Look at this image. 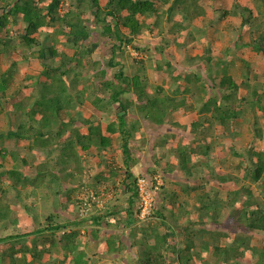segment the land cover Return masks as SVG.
I'll return each mask as SVG.
<instances>
[{"label": "trees", "instance_id": "1", "mask_svg": "<svg viewBox=\"0 0 264 264\" xmlns=\"http://www.w3.org/2000/svg\"><path fill=\"white\" fill-rule=\"evenodd\" d=\"M101 1L69 0V3L65 4L61 0H0V31L4 30L6 33L11 31L10 21L14 25L23 23V32L16 36L28 49L27 53L22 54V58L36 59L41 65L36 75L30 74L34 77L30 82L35 87L10 84L8 82L10 67L0 73V106H2L0 108L6 109L10 105L22 114L15 129L3 130L0 125V228L7 226L9 222L14 224L19 222L18 225L23 226L27 217L34 223L33 229L0 235V264H3L1 257L5 255L14 261L13 256L17 246L24 245L22 241L29 236H32V239L26 240L23 246L25 250L21 255L27 253L31 257V262L22 264H32V262L33 264L34 262L65 264L67 255H70V264H96L98 258L94 256L100 252L92 251L89 247L91 240L89 242L87 237L84 243H81L82 240L78 239L81 237V228L97 226L89 235L90 238L95 239L99 231L98 227L110 226V220L114 221L115 228L119 225L129 227L128 233L131 237L137 232H142L145 236V239L138 244L141 248L136 264H170L172 261L176 264H190L194 255L201 250L205 252L211 250L212 256L215 257L211 261L202 257L201 264H232L231 260L233 264H242L240 260L246 253H248L246 264H264V245L260 247L254 243L251 234H264V206L257 201L249 183H244L235 189L228 200L222 199V191L208 193L204 190L199 198L201 205L197 207L199 215L196 220H192L189 216L190 211L185 208V203L179 202V211L172 213L171 217H164L156 206L152 205L148 219L157 216L160 219L159 223L164 226V231L155 234L154 241H151L148 232L153 228L151 224L146 223L140 227L133 225L137 220L135 203L138 200V177L131 169L136 159L129 148L130 141L141 131L142 123L139 119L147 120L154 127L178 126L180 125L176 117L178 110H191L196 104H199L197 108L199 115L198 119L189 124L192 131L201 130L205 124H208L209 129L216 126L230 129V126L243 115L245 107L250 115L255 109L264 108L262 104L264 82L242 79L248 88L246 95H243L238 91L239 85L235 77L228 74L229 65L221 58L215 59L209 54H202L191 56L189 62L192 64L195 60L204 61L207 65H212L206 71V77H203L199 71L190 70L184 77V82L179 83L175 89L163 83L152 88L148 81L138 74L139 71L146 69L144 59L133 58L135 62L131 63L130 67H137L134 73H128L121 61L116 59L117 54H123L129 44L140 53L149 48L141 41L144 40L145 21L152 15L155 16L154 21L158 24L159 34H162L165 22L169 25V37H163L162 44L156 45L158 52H163L165 45L178 40H183L181 42L183 46L193 41L194 35L188 29L191 21L197 17L204 18L208 13H210L209 20H213L214 11H220L222 15L241 16V24L237 26L238 31L234 41L235 50L242 49V52L243 48L251 46L256 53L264 56V29L258 27L261 23H257V18H261L260 14L264 17V10H260L258 4L257 9H254L248 0H104V5ZM261 1L264 5V0ZM159 2L161 5L168 4L164 11H160L157 7ZM243 12H248L249 15L244 16ZM82 13L92 17L91 22ZM176 15L183 16V21L176 20ZM140 17L143 22L140 21ZM245 23L247 28L244 31L241 28ZM42 27L52 29V33L58 39V45L56 43L48 47L41 45L38 33ZM245 32L252 33L254 37L251 41H243ZM96 34L110 42L111 55L106 61V66L117 68L111 72V77L106 67H100V62L91 58V54L99 48L98 39H94ZM12 41L9 33L4 38L0 37L3 50L14 48L16 44L13 45ZM230 54L232 55L230 59L236 56L235 51ZM245 59L251 60L249 56H245ZM15 63L16 61L11 64ZM155 67L164 68L163 70L172 80L182 78L183 73L174 72L170 62L164 63L158 59ZM86 75L88 77L84 82L88 87L80 85L78 80V77L82 78ZM199 80L207 83L210 93L206 94V91L203 93L198 85ZM95 82H98L96 86ZM85 101L102 113H113V120L107 125L105 132L101 131L98 123H93V119L82 118L78 112L70 113L69 108L73 105H83ZM63 112L68 113V117L65 118ZM130 115L137 117L127 119ZM251 119L253 117H250L249 121ZM82 127H86V131H82ZM180 127L186 128L187 125ZM254 129L257 131L258 128L254 127ZM113 133H117L119 137L123 167L112 166V161L106 164L107 169H97L94 178L99 183L104 179L113 181V177L122 176L120 182L125 190L123 194H127L126 199L123 203H114L111 209L95 210L96 212L88 215L89 217L70 219L60 213L64 211L63 199L69 192L78 190L82 183V174L88 167L87 154L93 149H110L113 145L111 139ZM57 135L63 136L59 139ZM204 138L205 136L201 141L208 149ZM4 139H13L20 144H26L31 151L58 153V158L48 156L45 161L33 167L16 150H7L6 147L1 146ZM170 139L171 136H161L156 145L165 146ZM177 148L178 163H169L168 169L174 170L178 167L192 175L194 165L189 164L187 150L206 155L207 152L201 147H195L194 144L180 145ZM231 151L235 155L247 156L244 165L236 166L241 170L247 168L249 173L246 176L250 178V183L257 184L258 193L264 192V151L252 148H247L244 153L234 149ZM199 164L207 166L208 161L206 159ZM141 176L148 179L147 174ZM5 181L8 182L7 186L3 185ZM65 183L73 185L66 188ZM199 187L203 188L204 184H200ZM86 188L89 189V184ZM186 188L184 187L183 190ZM9 189L15 191L16 202L22 203L26 209L25 216L10 217L14 210L11 199L7 201L5 197ZM243 192L246 193V198L241 199ZM118 198L116 195V200ZM172 198H175L173 194ZM40 200L43 206L41 213L36 205ZM56 209H60V212ZM224 211L236 230L232 244L221 245L219 239L227 234L211 229L210 231L203 229L210 233V238H205L200 234L201 232L194 233L199 241L195 243L191 238L192 233L186 228L208 222L219 223ZM72 212L74 211L72 210L71 214ZM115 215H120L116 223ZM179 218L184 221L178 223ZM176 229L181 231L177 232ZM176 232L177 235H182L179 247L175 243H170L171 237ZM262 239L264 240V235ZM38 240L46 244L38 245ZM136 240H133L131 245L136 244ZM105 242L108 253L118 251L127 256L130 252L122 235H110L106 237ZM85 250L87 255H83ZM9 264L14 263L10 261Z\"/></svg>", "mask_w": 264, "mask_h": 264}, {"label": "rangeland", "instance_id": "2", "mask_svg": "<svg viewBox=\"0 0 264 264\" xmlns=\"http://www.w3.org/2000/svg\"><path fill=\"white\" fill-rule=\"evenodd\" d=\"M62 2L69 3V0H61ZM254 9H257V4L259 5L260 10H264V5L261 0H248ZM104 5V0L101 1ZM168 4L161 5L160 2L157 3V7L160 11H164L167 8ZM242 7V6H240ZM244 16H248V12H243ZM85 18H89L91 22L92 17H90L87 13H82ZM261 18H257V23H261L258 27L264 29V17L262 14L259 15ZM213 20H209L210 13L207 14L206 17H197L191 21L190 27L188 28L190 32L194 35V40L189 42L186 46H183L181 42L183 40H178V42L171 43L169 45H165L163 52H158L156 45L162 44L163 37H169V25L168 23H164V30L162 34L158 33V24L154 21L155 16L152 15L148 20H146V28L143 35V39L141 42L143 45H147L145 51L137 52L131 44L127 45L123 54H117L116 59L120 60L124 65L125 70L128 73L136 72V66L130 67L131 63L134 64V59H144L146 69L144 71H137L139 75L143 76L149 83V85L153 88L154 85H158L163 83L164 85H168L172 89L177 88L179 83L184 82V77L190 70L199 71L203 77H206L209 67L212 65H207L204 61H191L190 64L189 58L191 56L209 54L211 57L217 59L221 58L225 64L229 65L228 74L235 77L239 85V92L243 95H246L247 86L243 83L242 79L252 82L253 80L264 82V56L260 53H256L255 49L251 46L242 49H234V41L236 38V33L238 31L237 26L241 24V16L237 15H222L220 11L213 12ZM183 16L176 15V20L183 21ZM140 21L143 22V19L140 17ZM210 21V22H209ZM93 22V21H92ZM23 23L14 25L11 21L9 22V27L11 31L8 33L12 36V43L16 46L8 51L3 50V45L0 44V73L4 71L7 67H10V75L8 82L14 86H22L25 84L28 87L34 86L31 83V79L34 80V75L36 72L41 69V65L38 60H24L22 58L23 53H27V47H24L22 42L16 38V36L23 32ZM233 28H237L236 30ZM246 23L244 27L241 28L245 31ZM241 31V30H240ZM249 31V30H248ZM263 32V31H262ZM4 30L0 31V37H6L8 35ZM206 33V34H205ZM252 33L245 32L243 41H251L253 39ZM38 39L41 42L43 47H48L49 45L56 43L58 39L52 33V29L50 27H42L38 33ZM94 39L99 41V48L97 51L91 54V58L93 61H99L100 67H106L108 70V75L111 77V72L116 67L109 68L106 66V61L111 55L110 51V42H108L105 38H102L99 34L94 35ZM146 39V40H145ZM227 48V49H226ZM226 51V52H225ZM235 51L236 56L230 59L232 56L230 53ZM227 53V54H226ZM226 54V55H225ZM245 56H249L251 58L250 61L245 59ZM162 60L165 62H170L171 68L176 73H183L182 78L179 77L177 80H172L164 71L165 68H157L156 60ZM57 60V59H56ZM16 61L15 64H11ZM10 64V65H9ZM211 69V68H210ZM187 70V71H183ZM212 70V69H211ZM26 73V74H23ZM30 74L33 76L31 77ZM221 75V74H220ZM25 77V78H24ZM88 76L78 77L80 80V85L88 87L86 84L85 78ZM26 79V80H25ZM218 80H216L217 82ZM98 82H95V86ZM198 85L201 87L203 93H210V89L206 82L198 81ZM35 87V86H34ZM264 89V88H263ZM11 92V87L9 88ZM260 91V90H259ZM180 94V93H179ZM178 94V96H179ZM264 106V102H262ZM2 107V106H0ZM199 104H196L194 108L191 110H183L179 109L177 114V121L180 125H187L186 128L178 126H170V125H162L159 127H154L147 120L139 119L141 124V131L136 137L130 141V153L136 159L135 164L131 166L132 171L137 177H140L141 174L148 175L147 187L151 193L152 205L156 206V209L159 210L164 217H171L172 213H177L179 211V202L185 203V208L189 209V216L192 220H196L199 215V211L197 207L201 205L199 200L200 195L203 194L204 190L208 193H216V190L222 191V199L228 200L233 194V191L239 188L244 183H249L250 190L256 195V199L261 205L264 206V192L258 193V186L256 183H250L251 180L246 176L249 173L248 169L244 168L241 170L238 164L244 165L245 158L247 156H241L240 154L235 155L232 153L231 149L240 151L244 153L247 148H252L254 150L264 151V108L255 109L252 115L249 114L247 107H245V111L242 113L243 115L239 117L236 123L230 126V129L220 128L219 126L209 129L208 124H205L201 130H193L190 127V123L193 120L198 119V108ZM3 109V108H2ZM0 108V125L3 130L8 128L15 129L17 123L22 118V114L17 112L12 108V106H7L6 109L2 110ZM70 113H80L82 118H90L93 119V123H98L101 131L105 132L107 129V125L113 120V113H102L89 102L85 101L83 105L75 106L73 105L69 108ZM66 118L68 117L65 112L62 113ZM136 115H130L128 118H135ZM250 117H253L251 121H249ZM208 127V128H207ZM258 128L257 131L254 129ZM82 131H86V127L81 128ZM173 134V135H172ZM63 135H57L59 139L62 138ZM161 136H171V139L165 146H157L156 142L159 140ZM173 136V137H172ZM206 139L208 144V149L205 148L201 138ZM207 136V137H206ZM170 138V137H169ZM112 139V147L107 150H98L93 149L90 153L87 154L88 167L85 169V172L82 174V183L79 185L78 190L74 192H69L67 197L63 199V210L60 212V209H56L58 212L67 215L70 219H80L83 215L79 213V203L78 199L84 196L85 189L89 184V189H95L97 195L103 193L101 196L102 207L100 209H111L114 203H123L124 199H126L127 194H123L124 188L120 182L122 176L113 177V181L101 180L99 183L96 182L94 178V172L96 170H105L107 169L108 163L112 162V166L116 165L119 167H123L122 165V155L119 147V137L117 133L111 134ZM194 144L195 147H201L205 149L206 154H199L196 152H192L187 150L186 154L188 156L189 164L193 166L192 175L189 172H183L178 167L174 170H170L169 163H178V148L180 145H190ZM179 145V146H178ZM1 146L6 147L7 150L15 149L21 156H23L33 167L43 162L47 159V157H57L58 153L47 154L44 151H31L28 149L26 144H20L13 139H4L1 142ZM101 151V152H100ZM100 152V153H99ZM199 154V155H198ZM207 156V157H206ZM8 159L9 156H6ZM207 159L208 165L201 166L200 161H205ZM28 174L27 172H25ZM120 174V173H119ZM248 175V174H247ZM66 181V180H65ZM204 184V187L200 188V184ZM8 182H4L3 185L7 186ZM72 183H65L66 188L71 187ZM184 187H187L186 190H183ZM121 193V195H120ZM15 191L9 189L6 193V200L9 201L11 199V205L13 214L12 216H25L26 209L22 206V203L16 202L14 198ZM172 194L175 198H172ZM116 195H118V199L116 200ZM246 198V193H241V199ZM75 201V202H74ZM139 202V201H138ZM242 202V201H240ZM41 200L36 202L38 205V211L41 213L43 211V206L41 205ZM138 204V203H137ZM54 210V211H56ZM72 212L71 214V211ZM97 210L95 204L92 205L91 210L88 211L87 215L83 217H89L88 215L94 214ZM70 211V212H69ZM222 211V210H221ZM171 215V216H170ZM120 215H115V223L117 218ZM149 217L141 218L140 221L138 219L133 224L136 227H140L144 224H151L153 228H150L148 232H150V239L154 241L155 234H161L164 231V226L159 223L160 219L157 216H153L152 219H148ZM19 219V218H18ZM23 219H21L22 221ZM176 220V219H175ZM172 220V221H175ZM178 223L183 222V219H178ZM23 226L17 222L7 223V226L0 228V235H6L10 233H20L25 230H30L34 228V223L27 217V220H24ZM111 225L114 224V221H109ZM104 226L101 225L98 227L99 231L97 232V238H90V234L92 229L97 228V226H88L86 228H81V237L79 240H82L81 243H84L86 237L89 239V247L92 251L100 252L94 257L97 259L95 261L96 264H136V259L139 253V249L141 248L139 241H143L145 236L142 232H137L133 237L128 233L129 227H124L119 225L117 228L114 225ZM203 227V228H202ZM209 229L216 230V232L220 231L222 233H226V236H221L219 239V243L221 245H231L232 239L236 234V230L233 228L231 219L228 218L226 211L221 214L219 218V223L208 222L204 225H196L195 227L186 228L187 231H190L191 238L195 243H199L197 237L194 233H200L205 238H210V233L207 232ZM177 232L181 230L176 229ZM177 232L171 237L170 243L177 244L179 247L181 245L182 235H177ZM251 233V232H250ZM122 235L123 240L126 242L128 246V250L130 251L127 256H124L122 253L118 251H113L108 253L105 239L110 235ZM252 241L262 247L264 245V240L262 239V233H251ZM28 238L32 239V236L26 237L22 243H26ZM219 238V237H218ZM136 240V244L131 245L133 240ZM21 243V244H22ZM38 245H45L42 240L37 241ZM24 245L20 247L17 246L16 253L13 256V260H11L8 256H2V263L9 264L10 261L14 264H22L30 261L31 257L26 253L21 255V252H24ZM131 245V247H130ZM84 251L83 255H87ZM212 251L208 250L205 252L201 250L199 253L195 254L193 260L190 264H201V258L205 257L208 260H213L215 257L212 256ZM95 253V254H96ZM101 254V255H100ZM93 255V254H90ZM240 262L242 264H246L248 253L244 254ZM61 258V256H59ZM70 255H67V258L64 260V263H69ZM94 259V258H93ZM95 260V259H94ZM63 263V262H60ZM230 263L233 264L232 260ZM33 264V262H32ZM34 264H38L34 262ZM59 264V263H58ZM170 264H176L173 261Z\"/></svg>", "mask_w": 264, "mask_h": 264}, {"label": "built area", "instance_id": "3", "mask_svg": "<svg viewBox=\"0 0 264 264\" xmlns=\"http://www.w3.org/2000/svg\"><path fill=\"white\" fill-rule=\"evenodd\" d=\"M148 179L146 177L140 176L137 178V188H138V201L137 208L139 210L138 217L145 218L150 215L152 208L151 193L147 187ZM86 196L80 198L79 201V213L83 216L87 215L88 211L91 210L92 204H95L96 208L102 207L101 196L103 193L97 195V192L93 189H85Z\"/></svg>", "mask_w": 264, "mask_h": 264}, {"label": "clouds", "instance_id": "4", "mask_svg": "<svg viewBox=\"0 0 264 264\" xmlns=\"http://www.w3.org/2000/svg\"><path fill=\"white\" fill-rule=\"evenodd\" d=\"M93 190H95V189H93ZM138 198H139V195H138ZM79 201H80V199H78V202L77 203H79ZM137 202H138V200L136 201V203H135V206H136V217H137V219H138V221H140V217H138V212H139V210H138V208H137ZM93 205V204H92ZM97 210H100V208H96Z\"/></svg>", "mask_w": 264, "mask_h": 264}, {"label": "crops", "instance_id": "5", "mask_svg": "<svg viewBox=\"0 0 264 264\" xmlns=\"http://www.w3.org/2000/svg\"><path fill=\"white\" fill-rule=\"evenodd\" d=\"M15 150V149H14ZM204 161V160H203Z\"/></svg>", "mask_w": 264, "mask_h": 264}]
</instances>
